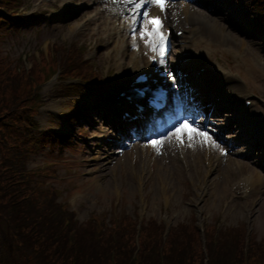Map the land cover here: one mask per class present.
<instances>
[{
    "label": "rangeland",
    "instance_id": "rangeland-1",
    "mask_svg": "<svg viewBox=\"0 0 264 264\" xmlns=\"http://www.w3.org/2000/svg\"><path fill=\"white\" fill-rule=\"evenodd\" d=\"M258 12V9H253L249 11V14L240 13L237 4L233 1L227 20L235 21L238 25H252V22L258 19ZM72 20V18L63 17L51 19L49 15L42 28L37 25L30 37L18 39L19 36L14 35L16 38L12 39L14 36H5L0 41L1 48L11 58L22 57L28 62L30 55L38 54L36 52L38 48L42 54H45L54 43L73 40L78 32L76 30L72 33V30L77 28L80 20L75 22ZM221 23L224 24V22ZM238 25L230 28L236 30ZM250 29L264 32V22L258 27L250 26ZM51 81L41 87V94L45 97L51 96L59 84L55 78ZM95 135L98 133L90 130L89 137ZM86 141L93 143L90 139ZM253 146H247L246 150L255 153L252 156L255 160L264 159V153H261L262 156L257 155L258 146L255 149L252 148ZM71 148L72 146L66 148V156L62 162L49 163L48 153L50 151H48L45 152L47 155L40 154L35 157L30 162V166L57 168L59 180H53L51 183L61 186L64 197L67 191L81 188L83 195L79 196V201H74L76 197L71 199L78 210L77 217L81 222L95 213H111L116 207L114 203L120 200L117 207L118 212H124L133 220L135 219L134 213H138L141 217L145 214L151 222L158 224L162 221L170 222L174 229L191 228L193 225L196 226V223L197 225H210L218 221L221 228L235 227L238 230H244L247 223L249 232H254V240L264 239V195L254 206L252 202H242L239 198H234L236 190L232 189V185L237 173L233 166L226 168V164L218 167L206 183L203 166L199 163L198 167L192 170L191 174L194 178L190 185L192 177L186 174V163L180 158V154L171 148H166L164 153L154 157L151 152L147 153L140 150L141 147H135L134 150L127 151L124 158L110 163L109 170L115 169L114 172L110 175H98L88 171L95 166L85 167L89 164L84 157H81L84 146L79 149L73 148L72 151ZM93 158L101 157L93 156ZM204 169L208 170V167L204 166ZM259 171L264 177L260 168ZM71 177L75 181L70 182L68 179ZM139 195L144 198H140ZM200 199L203 202L199 205ZM0 222L1 226L4 225V228L7 227L8 231L13 233L11 225Z\"/></svg>",
    "mask_w": 264,
    "mask_h": 264
},
{
    "label": "trees",
    "instance_id": "trees-1",
    "mask_svg": "<svg viewBox=\"0 0 264 264\" xmlns=\"http://www.w3.org/2000/svg\"><path fill=\"white\" fill-rule=\"evenodd\" d=\"M5 89L3 86L0 88L2 94ZM2 176L0 173V221L11 225L13 233L0 222V264H28V261L32 264H195L194 260L186 258L191 243L199 240L195 227L175 229L169 249L164 251L160 237L162 227L156 222H149L144 226L146 228L142 226L145 238L140 252L135 254L133 233L136 222L131 230L121 222V230H115L116 238L108 230L98 243L94 242L92 228L80 230L75 244L68 240L71 228L64 229L63 216L38 226L32 215V220L26 224L29 213L22 209V202L13 188L2 183L5 182ZM229 235V231L223 234L210 264H252L255 258L256 263L264 264L263 243L255 242L245 258L242 255V233L234 230L233 236ZM229 238H232V243ZM234 250L236 256L233 255Z\"/></svg>",
    "mask_w": 264,
    "mask_h": 264
},
{
    "label": "snow or ice",
    "instance_id": "snow-or-ice-1",
    "mask_svg": "<svg viewBox=\"0 0 264 264\" xmlns=\"http://www.w3.org/2000/svg\"><path fill=\"white\" fill-rule=\"evenodd\" d=\"M125 2L135 3V7L137 9H140L143 6V0H141V2H139V3H136L135 0H125ZM151 2L154 3L156 6H158L162 11L165 9V0H151ZM142 15L147 16V13L146 12L142 13ZM146 23L152 25L153 28H152L151 32H149L147 30L141 32V39H143L144 37L147 36L149 38L147 41L148 46L151 47L153 51H157V49L155 47H152V45L155 43V41L152 38L157 37L159 39V42H160L159 55L161 57H163L164 56V48H163L164 37L160 34V31H159V27H160L159 18L148 19ZM183 131H187V129L184 126H181V128H178L176 130L177 139H180V134ZM195 134L201 135V136L204 135L203 133H199V132H197ZM205 142H207V137H205ZM156 143H158V142H155L153 144V146H156Z\"/></svg>",
    "mask_w": 264,
    "mask_h": 264
},
{
    "label": "bare ground",
    "instance_id": "bare-ground-1",
    "mask_svg": "<svg viewBox=\"0 0 264 264\" xmlns=\"http://www.w3.org/2000/svg\"><path fill=\"white\" fill-rule=\"evenodd\" d=\"M186 8V7H185ZM185 8H183V9H185ZM208 8H210V9H212V11H214V7L213 6H207V9ZM182 9V10H183ZM186 9H189V11L188 10H186L185 12H184V15L185 16H189L190 17V19H194L195 18V11L194 10H192V9H190V8H186ZM212 11H209L208 10V13L209 14H206V13H203V12H201V16H202V18H206V19H209V20H215L216 18H215V13L214 12H212ZM196 19V18H195ZM243 60H244V63L247 65V67L249 68V69H251V70H254L255 69V67L252 65V63H251V58H250V56L249 55H246V56H244L243 57ZM136 63V66H138V64H137V61L135 62ZM204 90H207L206 88H204ZM209 95V94H208ZM205 96H207V94H205ZM204 97V96H203ZM202 96H201V99L203 98ZM213 99H214V97H212ZM255 136V135H254ZM175 187H176V185H174Z\"/></svg>",
    "mask_w": 264,
    "mask_h": 264
}]
</instances>
